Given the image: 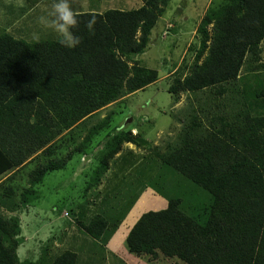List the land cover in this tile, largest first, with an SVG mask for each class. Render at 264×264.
Wrapping results in <instances>:
<instances>
[{"label": "trees", "instance_id": "obj_1", "mask_svg": "<svg viewBox=\"0 0 264 264\" xmlns=\"http://www.w3.org/2000/svg\"><path fill=\"white\" fill-rule=\"evenodd\" d=\"M140 1L138 7L79 11L75 33L81 43L74 49L62 47L58 37L30 42L7 32L0 35V175L15 171L8 177V186L0 184L4 187L0 194L10 197L3 206L26 208L23 214L30 220L26 231L18 217L0 218V264H79V253L65 246L61 252L46 251L36 260L20 255L19 247L25 248L30 235L27 207L36 194L41 196L36 186L46 175L63 169L73 157L52 158L58 135L72 132L104 106L160 79L158 69L135 56L154 42L152 30L160 27L171 0ZM93 18L90 32L87 23ZM197 32L199 45L192 46L196 61L183 78L170 74L174 83L168 92L176 101L180 91L210 89L214 98L231 96V101L208 104L209 124L196 118L177 145L154 153L162 165L172 166L205 190L211 203L188 213L180 207L181 197L170 198L167 207L149 210L137 219L127 246L135 254L148 255L149 261L162 255L187 264H264V88L252 90L247 83L242 90L231 84L242 77L249 54L255 56L261 50L264 0H228L203 18ZM234 91L242 92L236 104ZM124 142L144 148L149 144L132 129L117 133L87 191L101 183L112 163L109 159L122 150ZM39 151L41 160L28 168L25 161ZM25 177L29 186L17 185ZM19 186L22 191L16 195ZM47 211L40 209L41 214ZM34 223L35 231L40 219ZM82 229L97 242L109 230L108 217L98 213Z\"/></svg>", "mask_w": 264, "mask_h": 264}, {"label": "rangeland", "instance_id": "obj_2", "mask_svg": "<svg viewBox=\"0 0 264 264\" xmlns=\"http://www.w3.org/2000/svg\"><path fill=\"white\" fill-rule=\"evenodd\" d=\"M140 2L70 0L72 7L78 12H103L110 7H138ZM227 2L228 0H171L168 14L162 15L161 28L158 26L152 30L154 42L144 53L135 56L137 61L147 67L158 69L161 72L160 79L104 106L82 120L72 132L67 133L66 130L57 136L58 142L53 144L56 150L51 155L52 158L59 161L67 154H73V157L63 169L48 173L43 182L36 186L41 192V197L39 200H33L27 207L31 211L30 235L27 237L31 238L32 244L36 239L33 220L35 208L48 210L41 217L42 220L48 221L54 215L57 224L73 220L76 214L88 220L102 213L108 217L109 234L118 231L116 240L121 252L126 251L138 259L137 262H132L127 256L128 263L123 259L124 264H187L176 257L163 260L162 255L157 259L162 261L150 262L147 260L148 255L129 251L127 236L130 227L144 212L167 207L170 198L181 197L183 202L180 207L188 213H194L196 207H203L200 205L202 203L207 206L211 203L209 197L204 195L207 194L205 190L200 189L198 184L172 166L164 163L162 165L154 152L163 153L170 145H177L180 135L194 125L196 118L206 125L209 124L206 117L208 104L231 101V96L214 98L210 89L197 92L180 91L176 101H173L172 94L168 92L169 85L174 83L173 75L183 78L196 61L197 52L192 46L199 45L197 29L201 21ZM52 3L53 0H0V35L7 32L30 42L57 38L51 29L40 23V18L47 17L50 13ZM208 29L212 35L213 22ZM204 56L199 62L204 60ZM133 63L135 62L130 64ZM240 74V79L231 82L238 89L245 90L244 85L247 83L252 85V90L260 91L264 88V40L261 50L255 56L249 54ZM241 93L233 92L234 104L242 99ZM129 129L134 133H142L149 144L144 148L124 142L122 150L114 159H109L112 163L107 173L102 175L101 183L87 191L88 182L92 180L95 169L100 167L102 158L110 149L113 137ZM79 148L81 151L77 150ZM23 185L27 186L25 183ZM20 191L22 188L16 194ZM9 211H12L9 207L0 205V218L10 219ZM74 211L77 213L73 214ZM52 231L56 237L60 235L58 226H55L54 230L52 228ZM48 232V228L41 231V237ZM4 242L9 243V240ZM58 243L59 245L55 242L53 252H59L62 244ZM112 245L115 246L116 243ZM108 249L110 251L106 254L107 264H117V257L111 255L113 248ZM98 253L105 256L104 249ZM117 256L121 257L119 254Z\"/></svg>", "mask_w": 264, "mask_h": 264}, {"label": "crops", "instance_id": "obj_3", "mask_svg": "<svg viewBox=\"0 0 264 264\" xmlns=\"http://www.w3.org/2000/svg\"><path fill=\"white\" fill-rule=\"evenodd\" d=\"M68 131H67V133H68ZM39 154H40V151L31 155L27 159V161H25V164H27V167L28 166L34 167L36 164H38L39 158L41 160V157L37 158V156ZM14 172L15 171H7V172L1 174L0 175V184H2L4 187L8 186V184H9L8 177H10ZM19 182L20 183H17V185H22V182L23 183L26 182L27 183L26 187L29 186L28 178H26V177L23 178ZM4 187L0 186V188H1L0 191H4ZM16 190H18V189H16ZM19 190H20V186H19ZM37 190H38V188H37ZM16 195H12L15 202H16V197H15ZM40 197H41L40 193L36 194L34 197V200H37V199L39 200ZM9 198H10L9 196H5V195L0 194V205H4L3 202L8 200ZM2 208H5V207H2ZM7 210H9V209H7ZM24 210H26V208L23 209V207H20L18 210L12 209V211L8 212V217H18L20 219V223L23 224L25 230L27 231L29 228V225H27V223L30 220L28 219V217L26 215L23 214ZM35 210H36V212L34 213V220L40 219L41 224L34 231L36 234V236H35L36 239H35L34 244L31 243V238H28V241H27L28 243L26 244L25 248L19 247L18 251H19L20 255L24 256L25 258L26 257H33L36 260L41 255L45 254L46 251H50V254H51L54 251V249L52 250V248H53V246H55V242L57 243V245H59L58 242H61L62 245L59 248V252L64 250V246L66 248L68 247V248H71V249L77 251L79 253V255H78L79 264H107L108 263V255H106V254L108 253V251H110V249H108L109 247L113 248V251H111V255L117 257L116 262H119L120 260L122 262L124 259L128 263L127 256L130 257V260L132 262L138 261V259L135 258V256L130 255L128 252H126V251H124L123 253L121 252V250L119 249L120 247L117 245L119 243H117V240H116L117 235H118V231L116 233H113L112 235H110L109 232L107 231L105 234L102 235L101 240L97 239L98 241L96 242L95 240L90 238L88 236V234L85 233L84 230L82 229V225L84 224V222L88 223L91 218H89L88 220L82 219L79 214H76L73 217V220H68L64 224H57L58 221L55 217H51L50 220H48V221H43L41 218L43 216V214L40 213V209L35 208ZM23 226H22V228H23ZM55 226H58V231L60 232V235L58 237H56L52 233L53 232L52 228L54 230ZM47 228L49 229L48 234L41 237V231H44ZM130 229H131V227H130ZM87 241H88V244H86ZM47 242H50V244H49L50 250L46 249ZM112 243H116V245L113 246ZM102 244H103V246H102ZM76 246H79L80 250L77 249ZM90 246H92V249H90ZM99 246H102V247H99ZM82 248H83V250H82ZM103 249H104L105 256L98 253L99 251H101ZM117 254H119L121 257L117 256ZM112 259H113V257H112ZM162 259L164 260L166 258H162ZM162 259L159 261H162ZM147 260L149 261L148 258H147ZM159 261L157 260L156 262H159ZM150 262H154V261H150ZM177 263L178 262H176V264Z\"/></svg>", "mask_w": 264, "mask_h": 264}, {"label": "clouds", "instance_id": "obj_4", "mask_svg": "<svg viewBox=\"0 0 264 264\" xmlns=\"http://www.w3.org/2000/svg\"><path fill=\"white\" fill-rule=\"evenodd\" d=\"M80 13L74 9L70 0H53L52 9L47 17H41L40 23L51 29L58 37L57 42L64 48L74 49L81 43V37L76 35ZM95 19L88 21L87 28L94 30Z\"/></svg>", "mask_w": 264, "mask_h": 264}]
</instances>
